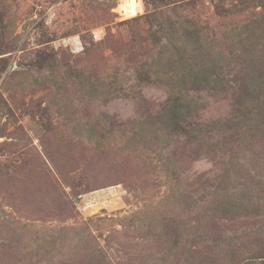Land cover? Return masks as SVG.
Returning <instances> with one entry per match:
<instances>
[{"label": "rangeland", "instance_id": "rangeland-1", "mask_svg": "<svg viewBox=\"0 0 264 264\" xmlns=\"http://www.w3.org/2000/svg\"><path fill=\"white\" fill-rule=\"evenodd\" d=\"M0 264H264V0H0Z\"/></svg>", "mask_w": 264, "mask_h": 264}]
</instances>
